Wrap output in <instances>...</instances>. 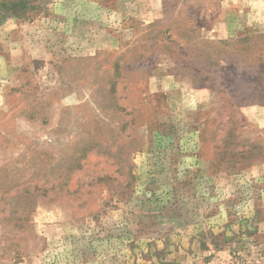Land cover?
Returning <instances> with one entry per match:
<instances>
[{"label":"rangeland","instance_id":"rangeland-1","mask_svg":"<svg viewBox=\"0 0 264 264\" xmlns=\"http://www.w3.org/2000/svg\"><path fill=\"white\" fill-rule=\"evenodd\" d=\"M0 264H264V0H0Z\"/></svg>","mask_w":264,"mask_h":264},{"label":"trees","instance_id":"trees-1","mask_svg":"<svg viewBox=\"0 0 264 264\" xmlns=\"http://www.w3.org/2000/svg\"><path fill=\"white\" fill-rule=\"evenodd\" d=\"M19 5H21L20 2H18V1H14V2H12V3L10 4V7L13 8V9H15V8L18 7Z\"/></svg>","mask_w":264,"mask_h":264}]
</instances>
